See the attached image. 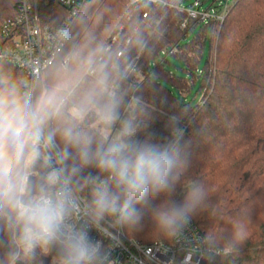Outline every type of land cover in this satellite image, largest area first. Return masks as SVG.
Returning <instances> with one entry per match:
<instances>
[{
  "label": "trees",
  "instance_id": "1",
  "mask_svg": "<svg viewBox=\"0 0 264 264\" xmlns=\"http://www.w3.org/2000/svg\"><path fill=\"white\" fill-rule=\"evenodd\" d=\"M39 1L45 22L71 26L63 51L39 80L35 100L56 91L68 100L69 114L88 101L84 125L108 138L128 124L136 129L133 138L163 143L172 118L179 117L181 143L193 141L185 182L198 179L209 193L192 219L204 235H226L237 219L246 225L240 251L217 257L215 264H264V0H236L223 21L191 19L186 26L184 12L148 0L136 6L129 0H87L75 16L60 0ZM18 5L0 0V29ZM172 46L177 50L170 52ZM137 56L136 73L124 78L123 69ZM0 80L25 93L26 73L13 63L0 61ZM196 83L202 97L192 103L186 96ZM107 109L115 115L110 125L100 116ZM89 113L97 118L86 123ZM184 195L177 184L172 194L137 205L142 227L125 232L142 243L171 242L154 230L152 209Z\"/></svg>",
  "mask_w": 264,
  "mask_h": 264
},
{
  "label": "clouds",
  "instance_id": "2",
  "mask_svg": "<svg viewBox=\"0 0 264 264\" xmlns=\"http://www.w3.org/2000/svg\"><path fill=\"white\" fill-rule=\"evenodd\" d=\"M67 106L56 91L33 100L0 80V264H115L91 233L139 229L137 205L172 194L177 184L183 200H164L151 220L165 238L181 235L209 193L198 179L185 182L193 141L181 143L179 117L163 143L133 138L128 124L108 138L84 125L88 101L72 114ZM100 116L106 125L115 119L111 109ZM245 235L241 219L226 235L206 233L199 256L209 264L233 256Z\"/></svg>",
  "mask_w": 264,
  "mask_h": 264
},
{
  "label": "built area",
  "instance_id": "3",
  "mask_svg": "<svg viewBox=\"0 0 264 264\" xmlns=\"http://www.w3.org/2000/svg\"><path fill=\"white\" fill-rule=\"evenodd\" d=\"M87 0H60L68 7L71 15L77 14L78 8ZM142 0H129V5L136 6ZM155 5H164L178 9L186 14L182 23L189 20L208 23L210 20L223 21L233 2L230 0L213 1L207 5L206 0H148ZM147 13L145 14V16ZM70 22L55 26L45 22L40 13L39 0H19L17 14L6 19L0 29V61L11 62L23 69L27 76L25 93L35 100L39 80L45 71L56 61L63 51L70 33ZM177 50L176 46L170 52ZM168 53V51H163ZM122 55V51L118 52ZM71 53L64 56L62 64L67 66ZM138 56L123 69L122 75L131 79L137 71ZM112 90H119V85H112ZM94 239L107 247L115 264H209L199 256L198 241L204 236L193 219L181 235L171 242L153 241L142 243L127 235L124 229L111 230L110 234L93 231Z\"/></svg>",
  "mask_w": 264,
  "mask_h": 264
},
{
  "label": "rangeland",
  "instance_id": "4",
  "mask_svg": "<svg viewBox=\"0 0 264 264\" xmlns=\"http://www.w3.org/2000/svg\"><path fill=\"white\" fill-rule=\"evenodd\" d=\"M212 1H213L215 4H218L220 1H226V0H206V4L209 5ZM230 1L233 2L234 0H230ZM191 2H192V0H187V1L185 2V4H190ZM161 56H163V55H161ZM169 59H170L173 63H177V60H176L174 57L169 56ZM173 67H174V66H172V68H173ZM175 70H176L177 72H180L179 69H175ZM198 90H199V83H196L195 86H194V88H193V90H192V92L189 93V94L186 96L187 100L191 101L192 103H196V102H198V101L201 99V97H202V92H201V91L197 92ZM177 96H179V95L177 94Z\"/></svg>",
  "mask_w": 264,
  "mask_h": 264
},
{
  "label": "water",
  "instance_id": "5",
  "mask_svg": "<svg viewBox=\"0 0 264 264\" xmlns=\"http://www.w3.org/2000/svg\"><path fill=\"white\" fill-rule=\"evenodd\" d=\"M96 118H97V115H96L95 113H89V115H88V119L86 120V123H87V122H92V121H94Z\"/></svg>",
  "mask_w": 264,
  "mask_h": 264
}]
</instances>
